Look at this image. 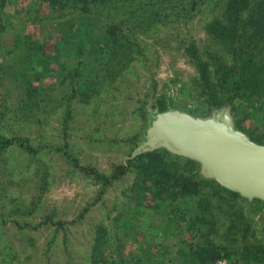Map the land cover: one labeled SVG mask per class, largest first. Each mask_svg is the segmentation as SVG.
<instances>
[{
    "label": "rangeland",
    "instance_id": "1",
    "mask_svg": "<svg viewBox=\"0 0 264 264\" xmlns=\"http://www.w3.org/2000/svg\"><path fill=\"white\" fill-rule=\"evenodd\" d=\"M8 1L0 37V264H95L99 228L114 264H169L197 241L176 207L186 219L207 207L216 221L210 239L228 251L220 259L264 264V200L205 178L197 161L164 147L137 150L151 124L146 109L227 114L235 130L264 144V97L245 102L221 87L220 63L236 64L208 30L226 25L216 18L227 0H173L166 9L89 0L86 13L62 18L47 0ZM161 10L166 17L156 19ZM258 58L264 74V51ZM199 61L210 66L208 83ZM161 150L194 162L175 171H196L236 197L207 185L173 200H142L138 165Z\"/></svg>",
    "mask_w": 264,
    "mask_h": 264
},
{
    "label": "trees",
    "instance_id": "2",
    "mask_svg": "<svg viewBox=\"0 0 264 264\" xmlns=\"http://www.w3.org/2000/svg\"><path fill=\"white\" fill-rule=\"evenodd\" d=\"M107 1L109 0H99L102 3ZM140 1L145 2V0ZM148 1H155V4L162 2L163 5L165 4V9L167 5L173 2V0ZM8 2V0H0V37L5 29L2 19H4V9ZM46 3L49 10L56 11L57 18H62L76 12L86 13L89 0H47ZM163 10L155 14L156 19L166 17L167 14ZM222 11V16L216 19H226V25H223L221 21H215L209 26L208 32L214 39L222 43L227 50L231 51L236 65L231 68L227 64L220 63V66H222L221 83H224L221 87L223 86L225 94L230 98H240L245 102H250L252 97H264L260 95L264 90V74L259 69V58L257 59L259 53L264 51V0H227ZM35 43L37 42L35 41ZM199 64L202 66L204 79L208 83L212 75L210 66L203 61H199ZM208 87L212 90V87L209 85ZM213 98H216L215 93ZM216 104H220V102L216 101ZM262 104L264 105V101ZM252 106L254 107V105ZM256 108L261 109L262 107ZM145 113L148 114L150 121L157 117L155 111L146 109ZM145 139L146 134L142 136L140 143L142 144ZM0 142H2V139ZM164 156L174 158L169 162V166L163 161ZM178 162L183 164L194 163L190 159L172 155L166 150L143 155V159L138 165L140 181L138 192L142 200L149 195L153 200H173L178 193L183 195L187 192H199L202 186L217 185L215 182L201 178L196 171H175L171 166ZM217 187L220 191L236 197V193L219 185ZM176 209L180 211L179 217L182 220H188L191 223V228H193L191 234L197 238V241L183 246L180 253H178V258L169 264H207L229 256L225 247H220L219 244L210 239L216 221L213 219L211 212H206L207 207H201L199 212H196L194 217L190 219H186L184 211L179 210L178 207ZM203 226H208V228L204 229ZM104 233L105 230L97 229L95 242L91 247V262L95 264H114L115 258L109 255L108 250L105 248L107 238L103 237ZM247 252L254 254L257 250L254 247H247Z\"/></svg>",
    "mask_w": 264,
    "mask_h": 264
},
{
    "label": "water",
    "instance_id": "3",
    "mask_svg": "<svg viewBox=\"0 0 264 264\" xmlns=\"http://www.w3.org/2000/svg\"><path fill=\"white\" fill-rule=\"evenodd\" d=\"M158 147L197 161L205 178L249 199L264 200V144L235 130L227 114L209 119L177 111L157 114L137 150Z\"/></svg>",
    "mask_w": 264,
    "mask_h": 264
},
{
    "label": "built area",
    "instance_id": "4",
    "mask_svg": "<svg viewBox=\"0 0 264 264\" xmlns=\"http://www.w3.org/2000/svg\"><path fill=\"white\" fill-rule=\"evenodd\" d=\"M208 264H231V262L226 259H217L215 261L209 262Z\"/></svg>",
    "mask_w": 264,
    "mask_h": 264
}]
</instances>
